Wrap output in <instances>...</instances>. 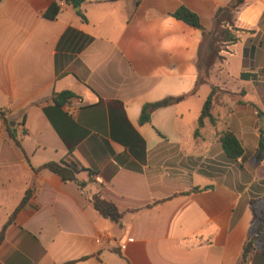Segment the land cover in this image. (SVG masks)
<instances>
[{"label": "crops", "instance_id": "crops-1", "mask_svg": "<svg viewBox=\"0 0 264 264\" xmlns=\"http://www.w3.org/2000/svg\"><path fill=\"white\" fill-rule=\"evenodd\" d=\"M230 1H0V109L20 143L0 120V233L17 211L0 264H237L257 226L251 201L264 211V0L240 6L238 40L198 86L207 43L172 16L187 7L209 30ZM211 84L216 120L199 128ZM65 91L82 103L74 115L54 99ZM167 97L179 100L140 124L142 107ZM225 131L241 157L224 152ZM71 161L85 169L77 182L35 171ZM95 194L120 223L94 209ZM248 264H264V241Z\"/></svg>", "mask_w": 264, "mask_h": 264}, {"label": "trees", "instance_id": "trees-1", "mask_svg": "<svg viewBox=\"0 0 264 264\" xmlns=\"http://www.w3.org/2000/svg\"><path fill=\"white\" fill-rule=\"evenodd\" d=\"M2 1V0H0ZM245 0H231L227 5L218 7L212 17V28L206 29L200 20V17L197 13L191 11L187 7H180L177 9L172 16L176 19L181 20L193 28L199 29L203 34L202 41V50L204 48V43H207L208 53L205 57H202L201 52L198 58V81L197 85L203 83H210V71L214 67V65L223 59L221 56V52L224 47L228 44L235 43L238 40L236 35L237 27H236V16L240 6L244 3ZM85 0H65V3L73 8L80 7ZM60 8L58 5L54 4L48 12V16L53 18L55 17ZM204 45V46H203ZM242 79H247L253 77L251 74H242ZM212 91L208 98L206 99L204 106L202 108V113L199 117L198 124L199 128L203 125L204 120L209 118L211 122H215V118L213 117L212 111L217 102V93L220 91L219 87L211 84ZM195 91V89H194ZM73 94L69 91L57 93L54 96V99L57 103H65L70 99ZM179 98L167 97L160 101L154 103L145 104L142 107L141 115H140V124H146L151 121V116L153 112L160 108L168 107L174 105ZM0 120L6 126V129L10 135V137L15 141V143L20 146L19 141L16 138L15 133V122L7 118L6 113L0 109ZM199 134V129L195 133ZM221 143L224 152L226 155L232 159H237L244 154L243 147L239 141V139L230 131H225L221 135ZM264 150L263 141L260 142L259 151ZM48 170L60 176V178L64 182H77L76 173L83 169L79 163L75 161H71L69 163L65 162H48L42 165L41 167L35 169V171ZM81 187L82 184L79 183ZM32 190H28L26 196L22 200L18 210L23 207L29 200V196L31 195ZM90 202L94 206V209L104 218L110 219L116 223H120L124 212H122L114 203L106 200L100 194H95L89 198ZM251 208L253 212V216L255 221L257 222V226L255 230L248 235L246 238L243 249L240 255V258L237 264H248L252 255L257 250V243L264 241V211L258 213L255 208V201H251ZM17 211L12 215L8 223L4 226V229L0 233V242L4 238V232L7 226L13 222L14 217ZM72 262L64 263L71 264Z\"/></svg>", "mask_w": 264, "mask_h": 264}, {"label": "built area", "instance_id": "built-area-1", "mask_svg": "<svg viewBox=\"0 0 264 264\" xmlns=\"http://www.w3.org/2000/svg\"><path fill=\"white\" fill-rule=\"evenodd\" d=\"M81 102H72V101H66L63 105L65 111L70 114V115H74L76 109H78L81 106Z\"/></svg>", "mask_w": 264, "mask_h": 264}, {"label": "rangeland", "instance_id": "rangeland-1", "mask_svg": "<svg viewBox=\"0 0 264 264\" xmlns=\"http://www.w3.org/2000/svg\"><path fill=\"white\" fill-rule=\"evenodd\" d=\"M205 87V88H204ZM208 89H210L209 87H208ZM206 90V85H204L203 87H202V89H201V92H203V91H205Z\"/></svg>", "mask_w": 264, "mask_h": 264}]
</instances>
